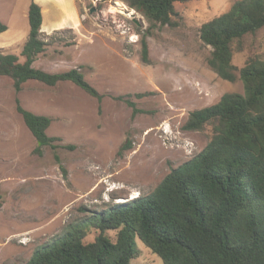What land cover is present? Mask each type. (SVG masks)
<instances>
[{"label":"rangeland","instance_id":"obj_1","mask_svg":"<svg viewBox=\"0 0 264 264\" xmlns=\"http://www.w3.org/2000/svg\"><path fill=\"white\" fill-rule=\"evenodd\" d=\"M235 1L176 2L172 25L148 33L147 19L124 0H74L73 17L61 16L58 29L42 31L48 45L34 66L49 72L80 68L104 94L101 102L71 81L50 86L30 80L16 93L13 79L0 76V264H26L72 224L131 200L134 192L135 197L152 192L207 145L212 124L184 129L190 112L218 102L226 92H243L244 85L210 67L212 47L202 41L200 28ZM53 2L41 5L47 21ZM29 4L0 0L1 21L29 31ZM28 37L1 34L0 52L20 55ZM255 55L264 58V27L244 37L233 62L241 68ZM138 92L146 95L136 97ZM129 94L140 110L136 114L116 98ZM17 96L25 108L52 118L47 133L62 138L56 149L34 152L37 140L16 110ZM127 140L130 147L122 149ZM98 233L90 226L85 240ZM106 233L114 238L116 230ZM136 244L130 264H164L138 237Z\"/></svg>","mask_w":264,"mask_h":264},{"label":"trees","instance_id":"obj_2","mask_svg":"<svg viewBox=\"0 0 264 264\" xmlns=\"http://www.w3.org/2000/svg\"><path fill=\"white\" fill-rule=\"evenodd\" d=\"M107 1V0H105ZM149 22L147 32L172 25L175 3L189 0H124ZM29 37L20 55L0 52V76L13 79L16 93L36 80L54 86L71 81L101 102L100 93L80 68L49 72L34 66L48 42L42 37L41 5L30 0ZM264 27V0H236L230 9L200 28L202 41L212 47L210 67L223 79H241L244 91L224 93L218 102L190 112L186 130L212 124L213 135L192 158L173 168L150 193L113 203L72 224L44 243L26 264H130L140 238L164 264H264V58L252 56L238 68L237 45ZM8 25L0 20V34ZM144 35L142 54L149 46ZM20 56L24 60H20ZM146 95L143 92L136 97ZM131 94L116 96L140 110ZM16 110L37 140L35 153L59 146V136L47 129L52 118L25 108L19 96ZM128 146L131 143L127 140ZM99 230L86 241L89 227ZM116 230L115 237L106 233Z\"/></svg>","mask_w":264,"mask_h":264},{"label":"crops","instance_id":"obj_3","mask_svg":"<svg viewBox=\"0 0 264 264\" xmlns=\"http://www.w3.org/2000/svg\"><path fill=\"white\" fill-rule=\"evenodd\" d=\"M35 1L38 2L40 5H42V2L44 1L50 2L51 0H35ZM53 1L54 2L50 6V12H51L50 15H52V20L47 21L45 19V15L43 12V23H42V29H41L43 32H48V31H53V30L58 29L59 26H57L56 24L59 22L61 16L64 17L67 15H70V16L73 15L72 13H73L74 0H53ZM28 10H29V7H28ZM28 10L27 12H25L26 15H28ZM7 25H8V29L1 34L10 32L11 35L14 36V38H21L23 35L25 38L29 36L30 29L29 31H26V30L20 31V29L14 30L10 28L11 26L9 25V23H7ZM20 33H21V36H20Z\"/></svg>","mask_w":264,"mask_h":264},{"label":"bare ground","instance_id":"obj_4","mask_svg":"<svg viewBox=\"0 0 264 264\" xmlns=\"http://www.w3.org/2000/svg\"><path fill=\"white\" fill-rule=\"evenodd\" d=\"M125 6V5H124ZM126 8V7H125ZM136 194H137V192H134L133 194H132V198H134L135 196H136Z\"/></svg>","mask_w":264,"mask_h":264}]
</instances>
